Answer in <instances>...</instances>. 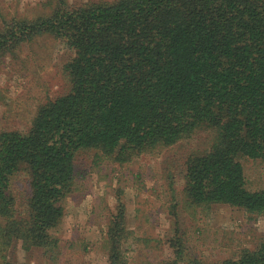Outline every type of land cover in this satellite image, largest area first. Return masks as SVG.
Wrapping results in <instances>:
<instances>
[{
  "label": "trees",
  "instance_id": "obj_1",
  "mask_svg": "<svg viewBox=\"0 0 264 264\" xmlns=\"http://www.w3.org/2000/svg\"><path fill=\"white\" fill-rule=\"evenodd\" d=\"M29 8L0 13V66L41 61L42 43L72 55L66 92L44 99L26 131H0V264H16L7 257L16 242L55 252L53 232L86 151L124 164L211 132L209 146L186 158L185 197L194 207L264 214V189L248 188L241 162H264V0H44ZM19 175L28 182L22 205ZM130 234L121 202L105 232L107 264H128ZM181 240L171 239L173 255L161 264H264V242L205 262L188 259Z\"/></svg>",
  "mask_w": 264,
  "mask_h": 264
},
{
  "label": "rangeland",
  "instance_id": "obj_2",
  "mask_svg": "<svg viewBox=\"0 0 264 264\" xmlns=\"http://www.w3.org/2000/svg\"><path fill=\"white\" fill-rule=\"evenodd\" d=\"M42 1L0 0V13L6 18L29 12L30 6ZM68 1L78 5L91 0ZM42 44L41 61L15 60L0 66V131H26L36 107L67 90L63 66L71 52L58 43ZM211 140V132L198 130L174 146L124 164L94 151L80 153L74 191L64 200V217L53 232L55 252L26 251L16 242L7 251L8 260L16 264H107L105 232L121 202L131 232L126 246L128 264H161L172 257L170 241L175 237H182L188 259L205 262L235 258L241 249L254 248L264 242V214H248L227 204L194 207L185 197L186 158L205 150ZM241 162L248 188L264 189V162ZM27 183L20 175L13 180L20 205Z\"/></svg>",
  "mask_w": 264,
  "mask_h": 264
}]
</instances>
